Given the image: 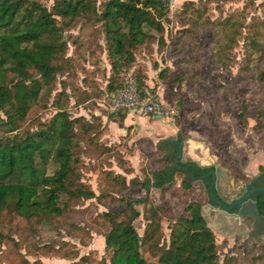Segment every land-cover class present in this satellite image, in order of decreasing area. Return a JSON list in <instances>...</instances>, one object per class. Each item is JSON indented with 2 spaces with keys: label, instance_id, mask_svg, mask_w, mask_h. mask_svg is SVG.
<instances>
[{
  "label": "trees",
  "instance_id": "1",
  "mask_svg": "<svg viewBox=\"0 0 264 264\" xmlns=\"http://www.w3.org/2000/svg\"><path fill=\"white\" fill-rule=\"evenodd\" d=\"M166 15L164 0H104L99 6L98 0H55L51 8L41 0H0V126L5 131L0 136V250L5 246L0 264H44L41 259L29 260L26 254L50 253L81 264H150L143 255L144 250L157 259V264H264V243L250 237L246 238L245 245L238 238L235 252L226 253L222 258L227 242H218L200 204H189L186 214L175 219L166 211L168 203L149 205L150 191L146 199L130 196L131 192L148 189L149 185L163 188L176 173L183 175L182 186L190 188L189 171L175 168L171 175L174 155L168 151L167 144L157 145L152 178L143 179L138 175L128 178L134 173V167L118 149L114 151L103 140L107 129L105 113L90 112L88 118L75 116L65 107L64 100L70 98L68 83L59 78L72 70L73 58L68 56L65 32L75 20L100 24L105 34L112 67L107 94L112 96L124 88L128 71L136 63L138 49L155 42L157 35L159 43L165 42L162 20ZM248 16L245 7L210 22L217 38L210 71L223 100L226 98L223 80L233 63L230 52L240 38L247 36L250 53L239 70L238 88H254V103L243 102L239 118L248 125L253 106L259 121L256 128H264V17H252L247 22ZM189 24L179 32L176 46L198 51L196 27ZM255 52L261 53L257 58L258 67L255 73L245 72L256 59ZM185 69L163 68L159 78L178 87L189 81L203 94L199 73ZM136 75L133 78L139 91L144 93L145 80ZM58 83L61 90L56 94L55 113L45 120L33 118L32 112L43 91L57 89ZM83 88L76 105L85 106L98 100L96 92ZM127 116L128 110L119 109L110 112L108 118L118 117L123 128ZM114 157L122 172L113 168ZM167 160L172 164L159 166ZM89 161L98 174V190L86 177L92 169ZM242 179L249 178L244 174ZM138 205H145L143 213ZM100 208H103L101 212ZM259 209L264 215V199L259 201ZM141 216L146 220L142 234L134 224ZM15 217L20 222L12 232L9 225ZM165 219L170 228L168 239ZM43 222L65 230L82 246L91 243L93 231L102 235L105 255L98 261L91 254L81 256L78 244L71 241H41Z\"/></svg>",
  "mask_w": 264,
  "mask_h": 264
},
{
  "label": "rangeland",
  "instance_id": "2",
  "mask_svg": "<svg viewBox=\"0 0 264 264\" xmlns=\"http://www.w3.org/2000/svg\"><path fill=\"white\" fill-rule=\"evenodd\" d=\"M104 0H98V6ZM166 3L167 15L163 18L165 34L164 43H159L157 39L150 45L142 46L138 49L136 63L128 71V75L138 74L141 80H145V89L156 91L157 98L161 99L166 107L164 117H153L162 119V124H170L174 127L182 143V153L184 160H194L202 165H214L220 163L228 170L231 180L244 174L251 177L264 173V128H256L259 121L255 117L254 108L251 107L248 125H244L240 118V108L243 102L254 103L252 93L255 90L250 87L238 88L240 80L239 70L245 64L246 54L250 53V46L246 37L240 38L238 44L230 52L232 68L225 73L223 83L225 85V99L220 98L217 90V82L210 71V63L213 61L216 52L215 31L209 26L211 21H217L230 13L238 12L247 7L249 18L264 17V0H164ZM47 7L51 8L55 0H41ZM264 19V18H263ZM201 21V22H200ZM195 25V39L198 43L196 48L178 49L179 32L185 27ZM245 35L246 31H245ZM65 38L68 41V56L73 58L71 72L61 76L59 80L65 79L68 83V93L70 98L64 100L65 107L73 115H86L90 118V112L99 114L103 112L110 114L111 95L107 94V84L112 75L111 61L108 56L105 34L101 30L100 24L87 23L85 20H75L66 30ZM264 43V42H263ZM264 46V45H263ZM193 51V52H192ZM261 53H253L255 60L245 68V72L255 73L258 62L257 58ZM170 67L173 71H184L190 69L199 73L203 94L189 81L181 87L171 83H164L159 78L161 69ZM137 76V75H136ZM83 87L96 92L98 100H94L88 105H76L75 100L79 91ZM179 89V91H178ZM61 90V84H57V89H45L40 97L37 106L32 112V117H42L43 120L51 117L56 107L54 105L57 98V91ZM75 91L72 93V91ZM102 91V92H101ZM178 91V92H177ZM72 94L76 95V98ZM181 102V104H180ZM99 103V104H98ZM89 105H92L89 107ZM87 107V108H86ZM90 109V110H89ZM119 111V109H116ZM106 121V119H105ZM107 129L103 140L109 146H113L114 151L118 149L121 156L134 167V173L127 177L136 175L141 178L153 177L156 169V148L159 141L164 136L148 134L151 130L135 128L131 126L127 131L121 133L112 124L111 119L106 121ZM150 127V125H146ZM163 127V126H162ZM4 129L0 126V136L4 134ZM113 168L122 172L117 166L115 157L112 158ZM90 171L86 177L95 190H98V174L93 170V162L89 161ZM171 162L160 163L159 166ZM224 164V165H223ZM183 175L176 173L170 183H166L163 188L156 185H149L148 189H137L130 193L133 199H146L150 191V204L162 206L165 203L167 212L177 219L186 214L187 205L197 198L205 202L200 191L199 184L195 183L193 195H190L181 186ZM154 183V180H153ZM98 192V191H97ZM87 202L86 205H89ZM145 205H138L137 208L143 213ZM103 208H100L101 212ZM204 217L208 225L214 230L218 242H227V247L221 252L223 258L226 253L235 252V243L238 238L239 243L246 244L252 227L248 221L229 218L215 217L214 213L205 206ZM231 220V221H230ZM20 222L18 217L11 220L10 228L16 231V224ZM168 220L165 219L164 229L168 239L170 228ZM139 233L144 232L146 220L143 216L134 221ZM41 241H62L63 239L78 244L81 256L91 254L98 261L105 255V238L93 231L94 237L88 246H82L80 241L65 230H58L47 222L40 226ZM261 244L264 243L262 239ZM5 246L1 247L4 250ZM0 250V255H1ZM26 253V248L22 249ZM150 264H157V259L150 256L147 251H143ZM31 261L41 259L44 264H81L79 261L61 258L53 253L42 256L26 254ZM97 264V263H94Z\"/></svg>",
  "mask_w": 264,
  "mask_h": 264
},
{
  "label": "flooded vegetation",
  "instance_id": "3",
  "mask_svg": "<svg viewBox=\"0 0 264 264\" xmlns=\"http://www.w3.org/2000/svg\"><path fill=\"white\" fill-rule=\"evenodd\" d=\"M180 144L181 143H179V147H177V149L175 147L169 148L171 150L170 154L174 155V163L172 164L171 175H173L175 168H178L181 170L189 171L191 184L194 181L202 182V184L205 187L204 188L205 189L204 197L206 202L205 205L206 207H208L211 213H214L215 217L218 216V218L224 217V218H229L231 220H235L234 217H230L228 214L235 213L237 210L240 209L241 204L246 203L249 200L252 201L257 200L258 208H259V201L264 199V191H255L248 197L247 195L254 187H264V173H261L256 177H251L249 175H246L249 178L248 180L241 179L240 177H238L237 179L235 178V180L234 178L232 180L230 178L226 182H224L222 177L216 178V180H214L213 176L211 175V172L215 170V167L214 166L207 167L209 165H202L193 160H184L182 153V146ZM172 179L173 178H171V180ZM171 180L168 183H170ZM214 196L216 198L215 201L213 199ZM197 200L200 199L197 198ZM219 202L224 203L226 207H222V205ZM191 203L193 202H190V204ZM201 210H202V206H201ZM261 215L264 216L263 214ZM244 221L245 222L248 221L249 223L252 222L253 224L252 229H253L254 221H255L254 219L247 218L244 219ZM248 237H250V233Z\"/></svg>",
  "mask_w": 264,
  "mask_h": 264
},
{
  "label": "built area",
  "instance_id": "4",
  "mask_svg": "<svg viewBox=\"0 0 264 264\" xmlns=\"http://www.w3.org/2000/svg\"><path fill=\"white\" fill-rule=\"evenodd\" d=\"M111 106L113 110L126 109L141 116L164 117L167 112L162 101L151 91H139L132 75H127L124 88L111 96Z\"/></svg>",
  "mask_w": 264,
  "mask_h": 264
},
{
  "label": "water",
  "instance_id": "5",
  "mask_svg": "<svg viewBox=\"0 0 264 264\" xmlns=\"http://www.w3.org/2000/svg\"><path fill=\"white\" fill-rule=\"evenodd\" d=\"M180 145L183 146L182 143ZM211 166L215 167V170L211 172V175L213 176L214 180H216V178H219V177H222L224 182H226L228 180V178H229V175H227L228 170L226 168H224L220 163H216L214 165H209L207 167H211ZM195 183L199 184V186L201 188L200 191L202 192L201 195L204 197L205 196V189H204L205 187L202 184V182L194 181L191 184L190 189L184 188V190L187 191L190 195H193L192 193L194 192L193 188L195 187ZM255 191H264V187L252 188L251 191L248 193L247 197L250 196ZM213 199H214V201L216 200L215 196ZM192 202L198 203L202 206V213L204 216V208L206 206L205 203H203L202 200H197V199L192 201ZM219 203L222 205V207H226L224 203H222V202H219ZM231 208H228V209H231ZM228 215L230 217H234L235 219H240V220H244L247 218L254 219L255 220L254 221V227L250 232V237L258 243L261 242L262 239H264V216H262L260 214L257 200H254V201L249 200L248 202L241 204L239 210H237L235 213H232V214L229 213Z\"/></svg>",
  "mask_w": 264,
  "mask_h": 264
},
{
  "label": "crops",
  "instance_id": "6",
  "mask_svg": "<svg viewBox=\"0 0 264 264\" xmlns=\"http://www.w3.org/2000/svg\"><path fill=\"white\" fill-rule=\"evenodd\" d=\"M156 97H157V92L156 91H151ZM161 100V99H160ZM114 110L111 109V112H113ZM109 115L105 114L104 118L106 120H108ZM153 117H156L155 115H147V116H141V115H138L136 113H134L133 111H128V116L126 117L125 121H124V125L125 127H120L119 125V119L118 117H113L111 118V121H112V124L114 126H116V128L121 132V133H124L127 131V128L131 127V126H135V128H144L142 126H144L143 124H145V128L144 129H150L151 131L148 132V134H152L153 135H160L162 134V136H164L162 138L160 142L164 143V144H167L168 145V151L171 152V150L169 148H171L172 146L170 144H173V146L175 147H179V143H181V139L179 137V135L176 133L174 127H172L170 124H162V119L161 120H158L156 118H153ZM150 125V127H146V125ZM163 126V127H162ZM176 128V127H175ZM180 141H179V140ZM194 161V160H193ZM231 221V220H230Z\"/></svg>",
  "mask_w": 264,
  "mask_h": 264
}]
</instances>
